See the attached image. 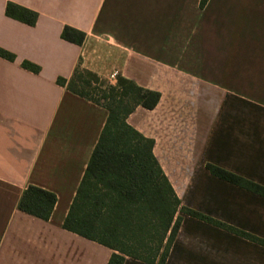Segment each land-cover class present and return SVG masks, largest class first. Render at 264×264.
Returning <instances> with one entry per match:
<instances>
[{"label":"crops","instance_id":"0c3cea01","mask_svg":"<svg viewBox=\"0 0 264 264\" xmlns=\"http://www.w3.org/2000/svg\"><path fill=\"white\" fill-rule=\"evenodd\" d=\"M8 2L35 24L7 17ZM199 2L0 0V49L14 56L0 57V264H106L112 253L62 226L108 115L57 83L76 68L158 92L126 121L154 141L180 205L264 240V196L205 169L264 187V0ZM65 26L85 34L81 45L61 39ZM28 186L55 195L48 220L18 210ZM181 218L164 264H264L263 246Z\"/></svg>","mask_w":264,"mask_h":264},{"label":"trees","instance_id":"16d2710c","mask_svg":"<svg viewBox=\"0 0 264 264\" xmlns=\"http://www.w3.org/2000/svg\"><path fill=\"white\" fill-rule=\"evenodd\" d=\"M208 0H200L203 8ZM5 15L32 26L37 14L8 2ZM64 41L81 45L85 34L65 26ZM0 57L12 61L13 54L0 49ZM22 67L38 73V66L22 62ZM57 83L76 95L101 105L108 112L104 126L76 190L63 228L112 251L106 264H123L130 257L146 264H164L178 231L181 216H189L238 235L264 247V240L235 229L180 201L153 156L154 141L127 123L136 107L152 110L160 95L133 81L118 77L114 85L87 70L76 68L66 82ZM207 172L228 184L258 196L264 187L233 172L206 163ZM56 203L54 194L28 186L18 201V210L48 220Z\"/></svg>","mask_w":264,"mask_h":264},{"label":"built area","instance_id":"2783aa9c","mask_svg":"<svg viewBox=\"0 0 264 264\" xmlns=\"http://www.w3.org/2000/svg\"><path fill=\"white\" fill-rule=\"evenodd\" d=\"M109 81L111 82V85L115 84V74H111L110 75V80Z\"/></svg>","mask_w":264,"mask_h":264}]
</instances>
